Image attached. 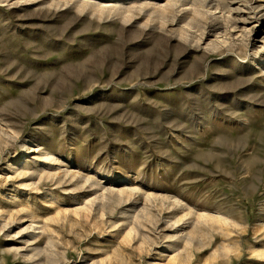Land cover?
Returning <instances> with one entry per match:
<instances>
[{
	"label": "rangeland",
	"instance_id": "rangeland-1",
	"mask_svg": "<svg viewBox=\"0 0 264 264\" xmlns=\"http://www.w3.org/2000/svg\"><path fill=\"white\" fill-rule=\"evenodd\" d=\"M152 1L0 0V264H264V0Z\"/></svg>",
	"mask_w": 264,
	"mask_h": 264
},
{
	"label": "bare ground",
	"instance_id": "bare-ground-1",
	"mask_svg": "<svg viewBox=\"0 0 264 264\" xmlns=\"http://www.w3.org/2000/svg\"><path fill=\"white\" fill-rule=\"evenodd\" d=\"M68 2L70 1H75L77 4L80 5L81 8H85L86 6H91L94 8L95 11H102L104 9H113L118 8V4H121L119 1L120 0H115L113 3L109 4L108 7H103L101 5L95 4V2L89 1V0H67ZM112 1V0H110ZM236 0H156L150 2V5L152 6V9L155 11H166V10H171V11H176L178 8H184L188 12H193L194 14L198 15V17L203 16V12H205V8L208 10L211 8H221L222 10H225L227 12H237L239 15L242 10L240 8L234 7ZM261 7L254 8L253 6L249 7L250 12H253V15H257L258 10ZM243 13V12H242ZM246 14V13H244ZM248 14V13H247ZM244 20L247 22L250 20V17H244ZM245 22V23H246ZM20 157L24 156L22 153L19 155ZM50 162L54 159V157H51L50 155L47 156ZM111 192L108 190L107 193H104L103 198L109 197Z\"/></svg>",
	"mask_w": 264,
	"mask_h": 264
}]
</instances>
